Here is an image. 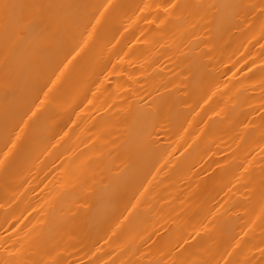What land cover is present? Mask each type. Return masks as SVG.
I'll list each match as a JSON object with an SVG mask.
<instances>
[{
    "label": "bare ground",
    "instance_id": "1",
    "mask_svg": "<svg viewBox=\"0 0 264 264\" xmlns=\"http://www.w3.org/2000/svg\"><path fill=\"white\" fill-rule=\"evenodd\" d=\"M0 264H264V0H0Z\"/></svg>",
    "mask_w": 264,
    "mask_h": 264
}]
</instances>
